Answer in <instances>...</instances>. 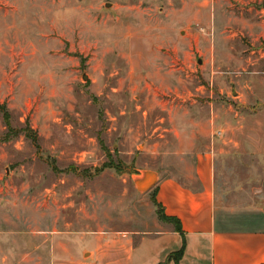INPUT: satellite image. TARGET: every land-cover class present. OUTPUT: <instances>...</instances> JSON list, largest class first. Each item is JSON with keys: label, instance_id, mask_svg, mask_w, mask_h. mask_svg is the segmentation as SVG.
Listing matches in <instances>:
<instances>
[{"label": "rangeland", "instance_id": "1", "mask_svg": "<svg viewBox=\"0 0 264 264\" xmlns=\"http://www.w3.org/2000/svg\"><path fill=\"white\" fill-rule=\"evenodd\" d=\"M204 1L208 20L185 23L181 0H0V264H83L54 261L47 227L136 243L171 223L154 201L169 171L154 152L185 120L139 85L146 57L158 49L179 72L184 108L240 96L250 113L264 99V0Z\"/></svg>", "mask_w": 264, "mask_h": 264}, {"label": "crops", "instance_id": "2", "mask_svg": "<svg viewBox=\"0 0 264 264\" xmlns=\"http://www.w3.org/2000/svg\"><path fill=\"white\" fill-rule=\"evenodd\" d=\"M181 2L189 6L185 23L208 20L206 1ZM125 5L130 8L129 0ZM157 51L150 54L152 59L146 57L142 68L147 73L139 85L170 97L172 104L164 109L172 122L185 120L180 130H161L172 141L161 152L156 145L154 152L169 169L167 175H156L154 201L171 223L136 243L99 230L70 232V224L58 230L47 227L45 232L56 231L50 236L54 261L73 263L83 257V264H264V99H256L250 113L241 110L246 106L240 96L234 104L179 106L185 101L179 93L184 81ZM178 57L177 50L170 54L174 64ZM190 61L189 54L181 63L186 67ZM28 235L36 240L39 234ZM36 249L33 245L28 254L32 263L39 257Z\"/></svg>", "mask_w": 264, "mask_h": 264}, {"label": "trees", "instance_id": "3", "mask_svg": "<svg viewBox=\"0 0 264 264\" xmlns=\"http://www.w3.org/2000/svg\"><path fill=\"white\" fill-rule=\"evenodd\" d=\"M27 131V130H26ZM28 133V132H27ZM32 139V142L33 143H36V138L35 137H31ZM155 204H156V202H155ZM157 205V204H156ZM166 218V217H165ZM167 219V218H166ZM169 220V219H168ZM175 229H176V231H178V232H180V228H179V226L176 224V226H175ZM181 254V251H179L177 254H175L174 255V257L176 258L177 256H179Z\"/></svg>", "mask_w": 264, "mask_h": 264}, {"label": "water", "instance_id": "4", "mask_svg": "<svg viewBox=\"0 0 264 264\" xmlns=\"http://www.w3.org/2000/svg\"><path fill=\"white\" fill-rule=\"evenodd\" d=\"M151 180H152V179H149L148 182H147V184H148L149 182H151Z\"/></svg>", "mask_w": 264, "mask_h": 264}]
</instances>
